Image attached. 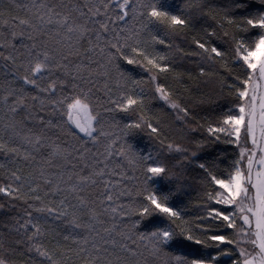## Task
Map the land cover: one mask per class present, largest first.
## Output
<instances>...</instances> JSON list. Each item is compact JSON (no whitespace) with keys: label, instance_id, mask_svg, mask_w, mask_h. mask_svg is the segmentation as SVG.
I'll list each match as a JSON object with an SVG mask.
<instances>
[{"label":"snow or ice","instance_id":"1","mask_svg":"<svg viewBox=\"0 0 264 264\" xmlns=\"http://www.w3.org/2000/svg\"><path fill=\"white\" fill-rule=\"evenodd\" d=\"M0 264H264V0H0Z\"/></svg>","mask_w":264,"mask_h":264},{"label":"trees","instance_id":"2","mask_svg":"<svg viewBox=\"0 0 264 264\" xmlns=\"http://www.w3.org/2000/svg\"><path fill=\"white\" fill-rule=\"evenodd\" d=\"M174 3L180 4L181 0H173ZM196 35L199 34L195 33ZM193 33L189 32L187 35L181 34L176 40L175 43L180 45L181 47H185V50H189L187 45L191 44ZM177 64L180 65V67L177 69L178 71H183L186 68H192L193 65L191 62L187 60H177ZM135 74L144 75L146 78V74L143 72L142 69L134 68L133 69ZM171 83V79L168 81ZM205 92L208 91V89H204ZM205 103L201 105L202 109L207 111L214 102V97L205 96ZM146 105L148 106V109L150 110V114L157 116L160 118L161 122L164 124H171L172 122V115L170 114V110L168 109V106L164 104L163 101H160L159 99L153 100L149 94V96L145 100ZM204 112H201V115H203ZM133 143H138L141 147L146 146L149 144V140L147 136L143 133H141L139 136L136 137V139L133 141ZM234 145H225V144H218L211 148L206 149L202 155L205 156L206 159H214L218 154L224 151H228L229 153L232 152L234 149ZM223 167V165H222ZM193 185L195 184V181H192ZM188 191L191 192L190 198H185V202L188 204V211L189 213L194 217L195 214L200 211L199 204L201 203L197 198V193L195 191H192L191 188L188 189ZM211 251V250H209ZM222 259L228 260V257H223Z\"/></svg>","mask_w":264,"mask_h":264}]
</instances>
